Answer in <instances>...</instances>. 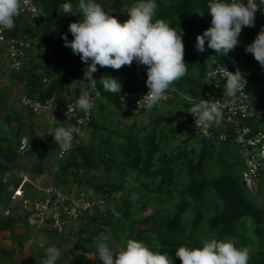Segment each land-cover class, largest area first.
<instances>
[{
    "label": "trees",
    "instance_id": "1",
    "mask_svg": "<svg viewBox=\"0 0 264 264\" xmlns=\"http://www.w3.org/2000/svg\"><path fill=\"white\" fill-rule=\"evenodd\" d=\"M64 2L34 0L38 15H20L15 19V26L5 32L9 39L29 44L23 47L25 55L20 71L10 70L8 74L9 60L7 67L0 68V78L7 77L13 84L11 86L19 91L18 98L13 101L15 93L11 86H0V232L23 227V232L11 233L18 249H22L30 238V227L20 207L11 208L13 190H6L4 176H15L19 172L33 179L42 175L60 147L52 137L54 128L60 123L64 127L73 126L74 123L73 119L54 115L50 133L45 129L42 137H39L36 115L20 106V96L28 94L41 101L56 97L57 103L65 106L67 102L76 101L81 88L92 92V85L84 84L87 81L83 78L84 64L79 55H74L69 47L64 46L61 38L67 34L71 40L68 25L82 18L79 12L75 13L76 16L63 14L60 5ZM71 2L75 6L77 0ZM134 2L97 0L117 20L124 15V21L128 19V7ZM156 2L153 19L162 18L177 31L181 29L186 74L173 81L167 89L173 97L151 108L156 117L143 131L138 129L136 123L125 130L118 119L120 114L136 116L145 113L146 109L139 112L128 110L121 94L124 90L148 89L145 84L146 66L138 65L135 61L120 69L97 66L93 78L97 80L95 91L99 96L92 109L88 137L86 142L78 144L64 160L58 162L59 169L53 180L70 193H88L91 190L93 195L103 198L105 212L99 211L96 206L92 213L87 212L78 219L81 222L79 230L69 228V234L76 240L73 242V251L66 256L60 249L61 256L56 264H103L96 256L95 238L101 232L109 237L107 243L114 251H119L125 241L131 238L144 242L153 250L167 252L174 264H181L180 259L174 256L181 245L200 247L204 240L215 237L232 240L237 247L249 248L254 241L255 248L249 251L248 264H264V207L256 203L254 195L243 182L241 160L229 163L224 149L216 154V142L194 137L189 128L190 100L199 98L206 88L204 78L207 63L200 57L201 52L195 48V44L196 36L210 26L208 0ZM260 25L264 26V11L258 9L254 26L242 30L238 37L244 63L253 64L255 68L252 74L244 76L247 81L245 86L252 93L259 89L260 83L264 84L256 76L260 74L264 77V68L251 53L245 52V45L253 41L260 31ZM3 53L7 58L5 47L0 45V58ZM204 53L220 54L207 48V43ZM104 75L121 82L119 94L103 88L99 79ZM133 80L135 83L130 84ZM189 97L193 99L189 100ZM163 107L164 112L161 111ZM179 108L183 109L180 114L177 112ZM172 115L179 118L180 127L177 129L169 121ZM168 128L173 136H178L179 132L181 135V131L185 135L169 153ZM24 142L27 143L25 146L29 145L28 149L23 147ZM220 145L224 147L228 144ZM41 153L46 156L39 157ZM25 158L29 160L25 161ZM212 160L217 161L220 169L216 175L210 174L214 167L208 168ZM236 167H241V170L237 172ZM263 181L264 177L260 176L255 184L256 196L264 192ZM19 183L20 180L14 182L13 188ZM24 190L28 197L42 194L31 183H27ZM135 193L138 195L137 200L133 198ZM210 198L213 199L207 206L206 202ZM167 203L171 204L170 212L163 208ZM138 204H141L140 207ZM150 208V214L141 213ZM7 210L8 215L1 214ZM189 212L193 213V219L186 226L183 219ZM246 219L254 222L252 237L243 234ZM46 232L55 236L64 233L60 234L56 229ZM15 252L14 249L0 246V264H17ZM44 255L45 252L37 253V264H40Z\"/></svg>",
    "mask_w": 264,
    "mask_h": 264
},
{
    "label": "clouds",
    "instance_id": "2",
    "mask_svg": "<svg viewBox=\"0 0 264 264\" xmlns=\"http://www.w3.org/2000/svg\"><path fill=\"white\" fill-rule=\"evenodd\" d=\"M20 8L21 0H0V30L15 26ZM60 8L63 14L75 15L79 12L82 17L68 25L71 40L67 34L61 37L64 46L69 47L74 55H79L84 64L83 78L87 82L82 83L95 85L97 80L93 78V73L98 65L120 69L135 61L146 66L148 91L141 101H144L147 110L165 97L173 81L186 74L181 29L177 31L162 18L153 19L156 0H135L128 7V19L123 23L105 11L97 0H77L75 6L71 0H65ZM207 8L211 16L210 26L196 36L195 48L204 52L207 43V48L225 55L240 43L238 37L242 28L254 26L257 10L264 11V0H208ZM245 52L251 53L264 68V26L253 41L245 45ZM219 71L225 77L224 96L234 97L244 89L247 81L239 69L230 72L221 65ZM99 81L106 91L121 92L122 85L117 78L104 75ZM75 103L79 109L88 112L93 107L90 92L81 88ZM188 113L194 116L196 124L201 125L219 124L222 119L215 99L199 97L188 108ZM77 131L75 126L64 127L60 123L54 128L52 137L61 149H69ZM7 179L6 174L4 181ZM108 239L103 232L95 238L96 256L103 264H174L167 252L153 250L142 241L129 238L119 251H114L107 243ZM44 252L40 264H56L61 256L60 249L55 245H49ZM174 256L180 259L181 264H248L249 249L237 247L232 240L212 237L204 240L200 247L181 245Z\"/></svg>",
    "mask_w": 264,
    "mask_h": 264
},
{
    "label": "built area",
    "instance_id": "3",
    "mask_svg": "<svg viewBox=\"0 0 264 264\" xmlns=\"http://www.w3.org/2000/svg\"><path fill=\"white\" fill-rule=\"evenodd\" d=\"M26 13L38 15V8L35 6L34 0H21V8L15 19ZM247 27H243L242 30ZM261 27L262 25L259 28L261 29ZM7 30H0V45L5 47L10 70L20 71L22 58L25 55L23 47H28L29 44L13 38L9 39L5 36ZM200 57L206 61L207 66L204 78L206 88L199 97L205 100L215 99L222 112V119L219 124L201 125L198 122L196 124L195 118L191 114L189 128L194 137L199 139L213 141L216 144H235L239 147L243 164L241 172L243 182L249 192L256 196L255 184L260 176L264 177V101L255 100L253 93L246 86L234 97L229 98L223 95L225 77L219 71L221 65L230 72L239 69L244 76L247 74L239 44L225 55L201 52ZM91 89L93 107L88 112L79 109L76 106V101L67 102L63 106L57 103L56 97L41 101L28 94L20 96V106L33 111L36 116L52 113L67 120H74L73 126L78 131L73 134L72 146L69 149L59 147L56 154L58 162L64 160L78 144L86 142L92 109L99 96V93L95 91V85H92ZM147 91L148 89L142 91L124 90L121 96L129 110L141 111L146 109L144 101L141 99ZM170 97L173 95L166 91L165 97L157 105L166 102ZM198 100L199 98L190 101L193 103ZM58 169L59 164L54 167L52 177L49 179H44V176L30 179L26 175H21L18 179L20 180L19 185L13 189L12 198L21 204L27 224L34 231L56 229L61 234L68 222L78 221L83 214L92 213L96 206L100 208L104 204L103 200L96 201L92 198L93 192L70 193L60 184L54 183V174ZM10 176L12 175L7 174L8 179ZM3 183L5 184L4 180ZM27 183H31L42 194L26 196L24 188ZM8 214L9 211L6 212V215Z\"/></svg>",
    "mask_w": 264,
    "mask_h": 264
},
{
    "label": "rangeland",
    "instance_id": "4",
    "mask_svg": "<svg viewBox=\"0 0 264 264\" xmlns=\"http://www.w3.org/2000/svg\"><path fill=\"white\" fill-rule=\"evenodd\" d=\"M124 19H125V16L123 15V16H121L118 19V21L122 23V22H124ZM1 58H0V68H4V66L7 67L8 59L5 57V54L4 53H3V55L1 54ZM7 68H9L7 70L8 71V74H9L10 67L8 66ZM244 68L246 69L245 71L248 74H252V70L255 69L253 64H250L249 65L248 63L245 64ZM8 74L6 72V76ZM256 76L259 78V81L260 82H262V81L264 82V77H262L260 74H258ZM9 81L10 80H8L7 77H5V76L1 77L0 78V86H3V85H8V86L10 85L11 86V85H13ZM134 83H135V80H133L130 84H134ZM259 85H260L259 86V89L256 90L253 93V95H254L255 100H257V101H264V84H261L260 83ZM11 88H12V91H14V93H15V95L13 96V99L12 100L15 101L18 98V96H19V93H17L19 91L17 90V88L15 86H11ZM96 109H97V107H96ZM161 111L164 112L165 111V108L163 107L161 109ZM182 111H183V109H181V108H179L177 110V112L179 114L182 113ZM133 112H138V111H133ZM155 117H156V115L152 112V109H147L145 111V113H143V114H137L136 116H127L126 114H120V116H119L118 119L121 122V126L125 130H129L130 126L132 124L136 123L138 129H140V131H143L144 130V127L147 126V125H149L151 123V121ZM53 118H54V114H52V113H46V114H44L42 116H36L35 121L39 125V130H38L39 137H42L43 131L45 129L48 131V133H50V131L52 129V120H53ZM169 121L172 123L171 126L174 127L175 129H177V128L180 127L179 118L176 117V115L170 116L169 117ZM182 130H183V128H182ZM167 131L170 133V135L168 137L169 142L167 144V148H168L167 151L169 153L171 151V149H173L174 147H176L179 144L180 140H182V139L185 138V135L181 131V135H180V132H179L178 136L176 134H174V136H173L172 135L173 132L169 128L167 129ZM26 144L27 143L24 142L23 147ZM25 147L28 149L29 148V145H27ZM197 148L199 149L198 146H197ZM223 149H224V153L226 154L225 155L226 156V159H227V161L229 163H232L236 159H239L242 162L241 150L235 144H228L227 146H224V147H222L220 144H218L217 145V148L215 149L216 150L215 153L217 154V152H219V150H223ZM38 156L39 157H44V156H46V154L45 153H41ZM24 160L25 161H28L29 159H26L25 158ZM51 161L52 162H51V165L49 166V168L42 175H39V176H44L45 177L44 179H46V178L49 179L50 177H52L53 169L58 164V161H57L56 156L53 157ZM208 165H209L208 166L209 169H210L211 166L214 167V169L212 170V172L210 174H213V175L218 174V172L220 171V169L218 167L217 161L212 160V161L209 162ZM236 168H237L236 169L237 172H239L241 170V167L240 168L239 167H236ZM20 177H21V173L18 172L17 174H15V176H10L9 179H7L6 182L4 181L5 182V185H6V190H13L14 189L13 186H12L13 183L16 182ZM130 181H132V180H130ZM263 185H264V181H263ZM89 192L91 193L92 191L90 190ZM119 196L120 195H117L116 197H119ZM92 198L94 200H96V201L103 200L102 197L97 196V195L92 196ZM133 198L135 200H137L138 199V195L135 193L133 195ZM211 199H213V198H210V199L207 200V202H206V205L207 206L211 203ZM253 199L256 201V203H258L259 205H261L262 207H264V192L262 194H257V196H254ZM11 201H12L11 202V208L17 206L16 209L18 207H20L19 209L22 210L21 209V206H20L21 204L18 203V200H13V198H12ZM140 205L141 204H138V207H140ZM163 208H164L165 211L170 212L171 211V204L170 203H167V204H165V206ZM98 209L101 212L102 211L105 212V202L102 205V207H100ZM6 212H8V210L5 211V212H1V214L2 215H6ZM151 212H152V208L147 209L145 212L142 211L141 213H143V215H145V214L147 215V214H150ZM135 216H138V214H135ZM192 219H193V213L192 212L187 213L184 216L183 224L186 225V226H188V224L192 221ZM244 222H245V228L246 229H245V231H244L243 234L246 237H252L253 228H254V222H253V220L246 219V220H244ZM66 225L67 226L64 228L65 229L64 230V233L61 234L60 236L51 235L48 232H46V230L45 231L44 230L34 231L32 228H30V235L31 236L28 239V240H30V242H28V244L29 245H32L31 253H28V251H25V253H23V251H22V253H23L22 255H20V256H15L14 255V260L16 261V263L17 264H37V262H36V255H37V253L44 252V249L46 247H48L49 245H55V246H57L59 249H61L62 254L66 255V256L70 255V253L73 251L72 250L73 242H75L76 240H73L74 238L71 236V234H69V230H70L69 228L70 227L72 229L74 228V231H77V230H79V228L81 226V222L80 221H73V222H68ZM15 231L22 232L23 231V227L19 226L18 228H16ZM8 234H9L8 232H0V237L7 236ZM110 236H112V234H110ZM68 241H71V242H68ZM59 243L61 245H59ZM116 244H117V242H116ZM24 248H25V246H24ZM254 248H255V243H254V241H252V244H251V246L248 249H249V251H253ZM18 251H19V249H18ZM28 254H29V258L27 259V255Z\"/></svg>",
    "mask_w": 264,
    "mask_h": 264
},
{
    "label": "crops",
    "instance_id": "5",
    "mask_svg": "<svg viewBox=\"0 0 264 264\" xmlns=\"http://www.w3.org/2000/svg\"><path fill=\"white\" fill-rule=\"evenodd\" d=\"M15 230L14 231H3V232H8L9 234L7 236L0 237V246L3 247V248L14 249L16 251L15 252V256H20L23 253H25V251H28V253H31L32 245L28 244V242H30V240H28L25 243V245H24L25 248L23 247L22 250L19 249V251H18L17 244L14 242V240H12L11 233H21V232H18V231H15ZM23 231H24V229H23ZM22 251H23V253H22ZM28 258H29V254L27 255V259Z\"/></svg>",
    "mask_w": 264,
    "mask_h": 264
}]
</instances>
